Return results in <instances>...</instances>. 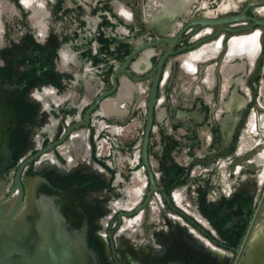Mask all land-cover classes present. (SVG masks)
I'll use <instances>...</instances> for the list:
<instances>
[{"label": "flooded vegetation", "instance_id": "flooded-vegetation-1", "mask_svg": "<svg viewBox=\"0 0 264 264\" xmlns=\"http://www.w3.org/2000/svg\"><path fill=\"white\" fill-rule=\"evenodd\" d=\"M0 102L3 209L100 264H264V0H0Z\"/></svg>", "mask_w": 264, "mask_h": 264}, {"label": "water", "instance_id": "water-1", "mask_svg": "<svg viewBox=\"0 0 264 264\" xmlns=\"http://www.w3.org/2000/svg\"><path fill=\"white\" fill-rule=\"evenodd\" d=\"M14 122L12 108L0 102V181L11 155ZM21 205L20 195L12 210L0 206V264H100L84 222L72 220L52 200L38 201L34 218L22 220Z\"/></svg>", "mask_w": 264, "mask_h": 264}, {"label": "clouds", "instance_id": "clouds-1", "mask_svg": "<svg viewBox=\"0 0 264 264\" xmlns=\"http://www.w3.org/2000/svg\"><path fill=\"white\" fill-rule=\"evenodd\" d=\"M61 60L65 63H68L69 62V58L65 55V54H61Z\"/></svg>", "mask_w": 264, "mask_h": 264}, {"label": "bare ground", "instance_id": "bare-ground-1", "mask_svg": "<svg viewBox=\"0 0 264 264\" xmlns=\"http://www.w3.org/2000/svg\"><path fill=\"white\" fill-rule=\"evenodd\" d=\"M246 41H247V40H245V43H246ZM248 41H249V40H248ZM252 42H253V41H252ZM235 43H236V42H235ZM239 43H241V42H239ZM253 43H254V42H253ZM241 44H242V43H241ZM243 44H244V43H243ZM246 44H249V43H246ZM246 44H245V45H246ZM235 45H237V44H235ZM249 45H251V44H249ZM249 45H248V47H249ZM251 47H252V45H251ZM237 48H238V47H237ZM246 48H247V47H246ZM252 49H253V47H252ZM232 50H233V49H232ZM244 51H245V50H244ZM201 52H202V51H201ZM249 52H250V51H249ZM235 53H236V52H235ZM238 53H239V50H238ZM241 53H242V52H241Z\"/></svg>", "mask_w": 264, "mask_h": 264}]
</instances>
